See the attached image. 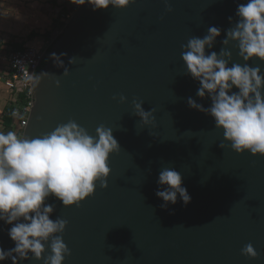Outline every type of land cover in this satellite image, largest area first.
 <instances>
[{"label": "water", "instance_id": "1", "mask_svg": "<svg viewBox=\"0 0 264 264\" xmlns=\"http://www.w3.org/2000/svg\"><path fill=\"white\" fill-rule=\"evenodd\" d=\"M247 2L135 0L123 9L98 10L86 3L40 58L33 77L42 81L20 137L41 138L74 120L92 136L101 125L111 128L121 149L110 154L107 188L98 182L79 205L66 207L55 195L45 201L54 207L52 220L68 222L58 234L71 253L64 264H264V155L237 153L213 117L188 105L191 97L207 108L211 99L197 95L199 82L185 74L181 57L182 46L194 36L203 38L210 27L221 35L206 54L219 53L239 21L238 5ZM227 50L229 67L248 63L264 74V61H244L237 42ZM53 53L66 54L60 57L63 67ZM134 100L153 110L151 124H143ZM165 167L181 173L188 204L178 197L176 204L161 207L157 181ZM10 227L0 221L5 251L15 247ZM248 244L256 258L242 254ZM19 264H44V259Z\"/></svg>", "mask_w": 264, "mask_h": 264}, {"label": "clouds", "instance_id": "2", "mask_svg": "<svg viewBox=\"0 0 264 264\" xmlns=\"http://www.w3.org/2000/svg\"><path fill=\"white\" fill-rule=\"evenodd\" d=\"M73 2L91 3L98 10L110 5L123 9L135 0ZM168 10H172L170 5ZM236 15L239 21L227 31V38L223 40L225 47L219 53L206 54V49H211L221 35L217 27H210L203 38L194 36L182 46L185 74L199 82L197 95L210 97L211 106L205 108L191 97L187 102L192 109L214 118L215 126L223 130L224 139L234 151L264 155V74L259 66L248 63H232L229 67L232 53L227 50L230 42L235 41L244 61L254 57L264 61V0L239 4ZM65 55L53 53L52 57L63 67L60 57ZM69 62L74 63L75 59ZM64 74L68 75V69L65 68ZM41 81L39 76H26V82L33 88ZM234 88L238 91H233ZM119 100L123 103L127 98L121 95ZM133 104L143 124H151L153 110L145 111L142 102L134 100ZM225 146L220 145L222 149ZM120 150L111 128L101 125L92 136L74 120L41 138H21L13 131L0 132V221L11 225L8 235L15 242V247L7 251L0 247V262L11 258L13 264H19L20 260L34 257L44 259V264H64L66 254L71 253L58 234L65 231L68 222L60 218L52 220L54 207L45 201L55 195L66 207L79 205L95 193L98 182L100 187L107 188L110 154ZM157 183L160 190L156 195L164 201L161 207L176 204L178 197L185 204L191 201L181 173L174 168H162ZM49 240L51 254L45 258ZM241 251L245 256H258L251 244Z\"/></svg>", "mask_w": 264, "mask_h": 264}, {"label": "built area", "instance_id": "3", "mask_svg": "<svg viewBox=\"0 0 264 264\" xmlns=\"http://www.w3.org/2000/svg\"><path fill=\"white\" fill-rule=\"evenodd\" d=\"M78 6L72 0L66 11L62 10L60 16L69 19ZM49 46L50 43L44 45L41 49L33 46L15 49L13 45H9L4 48L5 53L1 57L5 66L2 68L0 78L3 87L8 92L5 106L11 108V115L16 121L14 125L20 131L19 137L27 125L29 115L35 104V90L30 83L26 82V76H33L40 58ZM3 130L2 125L0 132H3Z\"/></svg>", "mask_w": 264, "mask_h": 264}, {"label": "rangeland", "instance_id": "4", "mask_svg": "<svg viewBox=\"0 0 264 264\" xmlns=\"http://www.w3.org/2000/svg\"><path fill=\"white\" fill-rule=\"evenodd\" d=\"M71 3L72 0H0V75L5 66L1 60L4 48L28 42L27 37L32 32L45 33L52 30L60 7H68ZM1 82L0 80V123L3 113Z\"/></svg>", "mask_w": 264, "mask_h": 264}, {"label": "trees", "instance_id": "5", "mask_svg": "<svg viewBox=\"0 0 264 264\" xmlns=\"http://www.w3.org/2000/svg\"><path fill=\"white\" fill-rule=\"evenodd\" d=\"M66 6H61L58 13L56 15V18L54 20V27L52 30L47 31L45 33H31L29 37H27L28 42L26 43H15L13 47L15 49L24 48L27 46H33L37 49H41L44 45L50 43V46L47 49V53L51 50L52 44L58 39V37L61 35L63 28L66 26V23L68 21V18H62L60 16L62 10L66 11ZM46 59L42 62V65L46 63ZM2 73V70H1ZM1 124L4 127V133H7L8 131L15 132L19 137V128H14V124H16L15 119H13L11 115V108L8 106L4 107L3 115H2V121Z\"/></svg>", "mask_w": 264, "mask_h": 264}, {"label": "crops", "instance_id": "6", "mask_svg": "<svg viewBox=\"0 0 264 264\" xmlns=\"http://www.w3.org/2000/svg\"><path fill=\"white\" fill-rule=\"evenodd\" d=\"M1 80V79H0ZM1 84H2V82H1ZM2 86H3V84H2ZM1 91H2V98H3V106H2V112L4 111V107H5V103H6V100H7V98H8V92L5 90V88L4 87H2L1 88ZM2 115H3V113H2ZM2 121V120H1ZM1 123H0V130H1ZM14 128H16V126L14 125L13 126ZM3 132H4V130H3Z\"/></svg>", "mask_w": 264, "mask_h": 264}]
</instances>
